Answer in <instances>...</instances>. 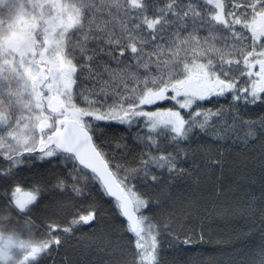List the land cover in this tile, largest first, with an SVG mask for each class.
<instances>
[{
  "label": "snow or ice",
  "instance_id": "obj_1",
  "mask_svg": "<svg viewBox=\"0 0 264 264\" xmlns=\"http://www.w3.org/2000/svg\"><path fill=\"white\" fill-rule=\"evenodd\" d=\"M37 7L0 36V264H264V0Z\"/></svg>",
  "mask_w": 264,
  "mask_h": 264
},
{
  "label": "trees",
  "instance_id": "obj_2",
  "mask_svg": "<svg viewBox=\"0 0 264 264\" xmlns=\"http://www.w3.org/2000/svg\"><path fill=\"white\" fill-rule=\"evenodd\" d=\"M56 4L58 0H53ZM66 4H69L78 11L79 15L82 14L83 7L89 3V0H61ZM36 0H0V36L9 37L11 32V25L17 18L20 11L26 12L27 16L31 20L39 16ZM105 3L115 6V0H103ZM4 79L0 80V90L7 93L8 90L18 91L20 88V82L16 79L15 75L6 70L3 74ZM8 97L5 95V99ZM12 111H15L13 107ZM0 235L4 238H13L14 240H21L26 238V230L22 235L21 231L15 227L10 226V222L7 219V214L0 210ZM205 251L211 252L213 249L206 248Z\"/></svg>",
  "mask_w": 264,
  "mask_h": 264
},
{
  "label": "rangeland",
  "instance_id": "obj_3",
  "mask_svg": "<svg viewBox=\"0 0 264 264\" xmlns=\"http://www.w3.org/2000/svg\"><path fill=\"white\" fill-rule=\"evenodd\" d=\"M37 4L40 2L45 3V7L43 9V13L46 16L49 17H57L59 16L61 19L59 20V26L64 27L65 25L68 26V31L70 32L73 27L76 25V18L79 15L78 11L75 9V7L64 3L61 0H58V3L56 4L53 0L49 2V0H36ZM38 8V7H37ZM39 14L41 12V9L38 8ZM32 21L29 16H27L26 12L20 11L18 13L17 18L14 20V22L11 25L12 28H16L17 31H11V38L16 39L18 38V32L22 30L21 25L28 26L29 22ZM262 30H264V26H262ZM64 38V34H61L60 39ZM9 241H13L17 245L21 240H14L13 238H6ZM22 252V248L17 246V249L15 251L16 256H19Z\"/></svg>",
  "mask_w": 264,
  "mask_h": 264
},
{
  "label": "flooded vegetation",
  "instance_id": "obj_4",
  "mask_svg": "<svg viewBox=\"0 0 264 264\" xmlns=\"http://www.w3.org/2000/svg\"><path fill=\"white\" fill-rule=\"evenodd\" d=\"M11 243H14V242H13V241H9L8 239H6V238H4V237H2V236L0 235V245H8V244H11ZM16 249H17V246L8 249L9 254H10L12 257H17V256H16V253H15ZM9 264H12V261H9Z\"/></svg>",
  "mask_w": 264,
  "mask_h": 264
}]
</instances>
